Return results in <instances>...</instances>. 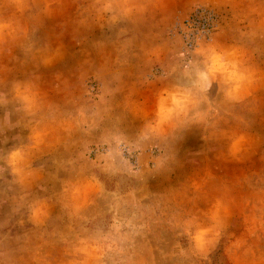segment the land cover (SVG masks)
Masks as SVG:
<instances>
[{"label":"clouds","instance_id":"1","mask_svg":"<svg viewBox=\"0 0 264 264\" xmlns=\"http://www.w3.org/2000/svg\"><path fill=\"white\" fill-rule=\"evenodd\" d=\"M4 3L21 14L29 7L28 0ZM164 4L165 0H95L93 7L100 17L107 13L115 23L143 17L150 6ZM25 31L15 13L8 18L0 16V45ZM191 31L185 29L186 38ZM129 44L121 49L125 59L117 61L120 68H104L94 74L98 91L86 87L79 95L70 91L63 106L52 102L36 80L15 82L11 99L0 92V106L15 102V110L27 118L24 126L30 129L27 143L21 140L7 153L0 150V179L5 172L12 177L6 181L14 193L10 197L12 214L20 213L31 224L43 226L52 219L54 198L71 222L67 232L55 233L64 245L66 264H169L206 259L231 214L233 201L228 190L209 199L206 209L193 211L183 203L190 199L189 191L196 194L194 198L208 196L210 173L208 179H190L167 194H155L154 178L172 170L175 152L171 141L178 129L190 125L210 129L205 139L227 137L228 154L234 159H242L252 147L244 133H228L208 121L209 113L219 107H213L208 95L214 83L222 94L219 103L228 105L251 95L255 84L264 80V73L248 63L246 49L225 46L215 36L205 39L203 33L195 35L192 47L179 37L159 36L155 43L141 45L132 54L138 71L129 86L122 70L128 64ZM178 47L184 50L177 52ZM54 55L44 56L43 63H50ZM140 88L154 89L150 108L141 98ZM3 125L17 126L9 123L7 112L0 127ZM61 142L69 156L57 164L58 172L66 176L52 177L58 180L60 190L50 197L35 195L31 191L34 184L48 190L39 184L44 166H33L37 153ZM152 149H159L160 154L153 155ZM13 185L21 192L15 193ZM11 219L0 222V228ZM251 222L250 234L257 217ZM18 223L23 224L24 219ZM259 223L264 226V218ZM243 243L238 239L233 247ZM34 258L43 259L38 253Z\"/></svg>","mask_w":264,"mask_h":264},{"label":"rangeland","instance_id":"2","mask_svg":"<svg viewBox=\"0 0 264 264\" xmlns=\"http://www.w3.org/2000/svg\"><path fill=\"white\" fill-rule=\"evenodd\" d=\"M94 2L28 0L29 7L21 14L0 0V16L8 18L15 13L26 30L0 45V92L11 99L15 82L36 80L52 102L63 106L70 91L74 95H79L83 87L98 91L99 81L94 74L104 68H120L117 61L125 59L121 49L129 42L128 64L122 70L130 86L138 71V62L132 54L138 52L141 45L155 43L162 36L171 40L179 37L192 47L198 33H203L205 39L215 36L225 46L243 47L250 56L248 63L264 73V0H165L163 7L150 6L143 17L115 23L107 13L99 16ZM189 28L192 31L186 38L185 29ZM183 50V47L177 48V52ZM53 54L50 63H43L44 56ZM140 92L150 108L154 89L140 88ZM208 95L214 108L219 105L216 111L209 113V124L216 122L217 129L228 133H244L252 147L237 160L228 154L227 137L205 139L211 130L203 125H190L175 132V139L171 141L175 162L170 172L154 178L155 194H167L190 179H208L210 173L206 185L208 196L200 194L199 198H194L196 194L189 191L190 199L184 201L183 207L193 211L206 209L208 200L225 189L233 203L223 233L206 259L176 260L169 264H264V226L259 223L264 218L261 203L264 200V80L258 81L251 95L239 103L220 104L222 94L215 83ZM17 107L15 102L0 106V125L6 112L10 124L17 125L20 121L15 127H0V150L5 153L21 140L28 142L30 129L24 126L27 118L15 110ZM152 154L159 155L160 150L152 149ZM68 156L62 142L37 153L33 166H44L39 184L48 190L42 191L34 184L32 193L50 197L60 190L58 180L52 177L66 176L63 171L58 172L57 164ZM11 179L8 172L0 179V193H6V196L0 195V222L12 217L10 223L0 228V264H66L64 245L55 233L67 232L71 222L54 198L52 219L43 226L31 224L20 213L13 215L10 197L14 193L8 190L6 183ZM12 187L15 193L21 192L18 185ZM252 217H257L258 222L254 233L250 234ZM21 218L23 224L18 223ZM238 239L244 243L235 248L233 245ZM37 253L43 259L34 258Z\"/></svg>","mask_w":264,"mask_h":264}]
</instances>
